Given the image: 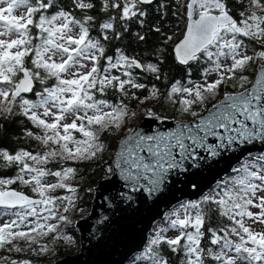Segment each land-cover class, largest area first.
<instances>
[{
    "label": "snow or ice",
    "instance_id": "snow-or-ice-1",
    "mask_svg": "<svg viewBox=\"0 0 264 264\" xmlns=\"http://www.w3.org/2000/svg\"><path fill=\"white\" fill-rule=\"evenodd\" d=\"M140 106L157 127L128 126ZM6 125L19 127L0 142V264L71 240L82 164L120 183L114 207L161 199L180 175L199 190L191 170L228 153L237 166L166 213L131 264H264V0H0Z\"/></svg>",
    "mask_w": 264,
    "mask_h": 264
},
{
    "label": "water",
    "instance_id": "water-1",
    "mask_svg": "<svg viewBox=\"0 0 264 264\" xmlns=\"http://www.w3.org/2000/svg\"><path fill=\"white\" fill-rule=\"evenodd\" d=\"M158 124L145 115L134 127L149 129ZM261 148L264 146L257 144L253 153ZM227 157L211 168L191 170L199 172L193 177L199 190L192 187V180L187 175H180L174 178L171 190L158 200L134 194L132 202H121L117 198L115 206L109 207L107 198L116 197V193L124 189L119 182L113 184L100 178L95 185L90 211L75 222L80 237L79 251L64 255L54 264H128L166 213L181 201L199 198L216 181L228 175L231 167L237 166L231 153ZM105 216L108 219L98 223Z\"/></svg>",
    "mask_w": 264,
    "mask_h": 264
},
{
    "label": "trees",
    "instance_id": "trees-1",
    "mask_svg": "<svg viewBox=\"0 0 264 264\" xmlns=\"http://www.w3.org/2000/svg\"><path fill=\"white\" fill-rule=\"evenodd\" d=\"M172 7H175V5H172ZM159 23V21H157ZM178 21L175 20V18L169 17L167 19V22L164 24L165 30L168 29L169 26H175ZM170 34V33H169ZM157 43V37L155 35L149 36V44L143 45L142 47L147 48L149 45ZM168 69L170 76H175L176 78L180 77V74L182 72V69H179L177 66H175L171 60L168 61ZM133 107H135V104L133 103ZM143 107L140 106L138 111L140 112V115L135 119L129 122V127H134V124H138L142 120L143 114ZM161 112H163V109H160ZM145 116V115H144ZM18 127L16 125L8 126L6 125V131L4 133H0V142H3L4 144H11V142L14 140L17 132ZM111 143V141H110ZM114 151V149H113ZM107 159V157H105ZM81 171L83 173L84 179L81 183V201L79 202V207L83 209L82 212H73L71 213V218L73 223L67 226H62L64 233L71 237V240H57L53 243H50V247L52 248V251H50L49 254L46 256L41 257H33L36 264H54L55 261L64 255L68 253H73L79 251L80 248V237L78 233V229L75 225V222L88 214V212L91 209L92 200L94 197V190L95 185L97 184L98 180L103 177V169L101 167H98L96 163H85L81 166ZM95 169V171H93ZM88 187H91L93 189L92 192H88L84 189H87ZM131 264V261L128 263Z\"/></svg>",
    "mask_w": 264,
    "mask_h": 264
},
{
    "label": "rangeland",
    "instance_id": "rangeland-1",
    "mask_svg": "<svg viewBox=\"0 0 264 264\" xmlns=\"http://www.w3.org/2000/svg\"><path fill=\"white\" fill-rule=\"evenodd\" d=\"M143 117H144V115L142 116V119H143ZM138 124H139V123H138ZM138 124H136V125H138ZM134 126H135V124H134ZM256 153H257V152H254L253 154H256ZM162 223H163V220L160 221V222H158V223L156 224V226H157V225H160V224H162ZM135 256H136V255H135ZM135 256H134V257H135ZM134 257H133V258H134ZM133 258H132V260H133ZM132 260H131V262H132Z\"/></svg>",
    "mask_w": 264,
    "mask_h": 264
},
{
    "label": "bare ground",
    "instance_id": "bare-ground-1",
    "mask_svg": "<svg viewBox=\"0 0 264 264\" xmlns=\"http://www.w3.org/2000/svg\"><path fill=\"white\" fill-rule=\"evenodd\" d=\"M131 260H132V259H131ZM131 260H130V261H131Z\"/></svg>",
    "mask_w": 264,
    "mask_h": 264
}]
</instances>
